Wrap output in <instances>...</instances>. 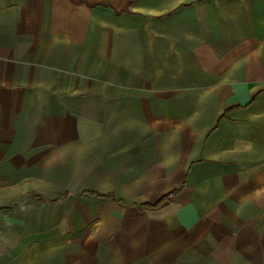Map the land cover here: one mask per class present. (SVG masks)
I'll use <instances>...</instances> for the list:
<instances>
[{
  "label": "crops",
  "instance_id": "crops-1",
  "mask_svg": "<svg viewBox=\"0 0 264 264\" xmlns=\"http://www.w3.org/2000/svg\"><path fill=\"white\" fill-rule=\"evenodd\" d=\"M0 264H264V0H0Z\"/></svg>",
  "mask_w": 264,
  "mask_h": 264
},
{
  "label": "trees",
  "instance_id": "trees-1",
  "mask_svg": "<svg viewBox=\"0 0 264 264\" xmlns=\"http://www.w3.org/2000/svg\"><path fill=\"white\" fill-rule=\"evenodd\" d=\"M165 197H166V196L162 197L161 200H159V201H162Z\"/></svg>",
  "mask_w": 264,
  "mask_h": 264
}]
</instances>
